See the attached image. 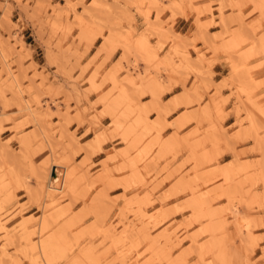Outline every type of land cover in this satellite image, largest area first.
I'll return each mask as SVG.
<instances>
[{"label":"rangeland","instance_id":"374dc122","mask_svg":"<svg viewBox=\"0 0 264 264\" xmlns=\"http://www.w3.org/2000/svg\"><path fill=\"white\" fill-rule=\"evenodd\" d=\"M262 115L264 0H0V264H264Z\"/></svg>","mask_w":264,"mask_h":264},{"label":"bare ground","instance_id":"6f19581e","mask_svg":"<svg viewBox=\"0 0 264 264\" xmlns=\"http://www.w3.org/2000/svg\"><path fill=\"white\" fill-rule=\"evenodd\" d=\"M142 39V38H141ZM146 41V40H145ZM133 43V42H132ZM142 43H143V46H144V50H145V52H147V45H146V43L142 40ZM128 46V45H127ZM132 46H134L135 47V45H132ZM138 48V47H137ZM142 55V54H141ZM155 83V82H154ZM155 86H157L158 87V84L157 83H155L154 84ZM254 112V111H253ZM251 114V120H252V122H253V125L254 126H257V119L258 118H256V115L255 114H257V112H255V114L254 113H252L251 111L249 112V115ZM260 115V114H259ZM261 116V115H260ZM263 116V115H262ZM264 117V116H263ZM249 119H250V117H249ZM262 119H264V118H262ZM250 120V121H251ZM262 121V124L261 125H263V121L264 120H261ZM258 123H260V121L258 122ZM260 125V124H259ZM258 127V126H257ZM259 143V142H258ZM262 164V163H261ZM263 166V165H262ZM264 168V167H263ZM65 169V170H64ZM42 170V169H41ZM40 173V172H39ZM39 173H37V174H39ZM37 184H38V188L39 189H41L42 190V188L44 189V198L46 199L47 197H50V195H52V194H54V193H57V192H61V191H63V190H65V189H67V191L68 192H73V189H74V187H75V183H74V180L72 179V176H71V173L69 172V171H67V169L65 168V167H63V166H60V165H54L52 168H47V169H44V170H42V172H41V174H39L38 176H37ZM234 189V188H233ZM231 190V189H230ZM233 192H234V190H233ZM232 191L231 192H229V193H233ZM228 193V194H229ZM0 211H1V209H0ZM209 216V215H208ZM234 217V216H233ZM56 219L57 218H55V219H52V222H55L56 221ZM237 219V218H236ZM3 221V220H2ZM235 222V221H234ZM24 223V222H23ZM223 223V222H222ZM239 223V222H238ZM22 225V224H21ZM25 225V224H24ZM23 225V226H24ZM48 225H49V220L48 219H44V218H42V224H40V230L39 231H44L47 227H48ZM22 226V227H23ZM50 226V225H49ZM235 227H236V229H237V231H240L239 230V228L241 227H239V228H237V226L235 225ZM245 227V226H244ZM219 228V227H218ZM217 228V230H216V232L219 230ZM225 228H227V227H225ZM24 229V228H23ZM221 229H224V228H221ZM220 229V230H221ZM64 230V229H63ZM25 231V230H24ZM214 232H215V230H214ZM221 232V231H220ZM223 232V231H222ZM28 234H30V233H28ZM62 234H64V233H62ZM225 234V233H224ZM5 235H6V233H5ZM68 235V234H67ZM212 236L213 235H215V234H211ZM226 235V234H225ZM7 236V235H6ZM15 236V235H14ZM13 236V237H14ZM28 236V235H27ZM55 236V235H54ZM54 236L52 237V238H54ZM57 236V235H56ZM59 236H60V234H59ZM58 236V237H59ZM62 236V235H61ZM10 237V236H9ZM9 237H6L7 239H9ZM29 237H31V235L29 236ZM63 237H64V235H63ZM219 237V236H218ZM221 237V236H220ZM225 237V236H224ZM62 238V237H61ZM226 238V237H225ZM224 238V239H225ZM28 239H30V238H28ZM214 239V238H213ZM224 239H223V237L222 238H219V239H217L214 243V248H215V251H216V253L218 254H214L213 256L214 257H217V261L216 262H218V263H220V262H224V263H226V259L227 258H225V256H224V253H225V244L223 243L224 242ZM51 240V239H50ZM50 240H48V241H50ZM62 240H64L63 238H62ZM10 241V240H9ZM53 243H54V240H51ZM214 240H212V242H213ZM51 242V243H52ZM63 243V242H62ZM35 246H34V250H36L37 252H38V258H37V260H40V262H41V264H53V262H54V258L52 257V256H50L49 255V251H48V246L46 245V244H44L41 240H38L37 241V243L36 244H34ZM56 246V245H55ZM54 246V247H55ZM206 247V245H204V248ZM212 249V247L210 248V250ZM60 251V250H59ZM203 252H204V250H203ZM211 252H214V250L212 249L211 251H210V253ZM213 257V258H214ZM76 258V257H75ZM78 260H79V262H81L80 260H82L81 259V257L78 255ZM215 259V258H214ZM56 260V259H55ZM175 264H182V261H176V262H174ZM229 263V262H228ZM34 264H40L39 262H35ZM227 264V263H226Z\"/></svg>","mask_w":264,"mask_h":264},{"label":"crops","instance_id":"0c3cea01","mask_svg":"<svg viewBox=\"0 0 264 264\" xmlns=\"http://www.w3.org/2000/svg\"><path fill=\"white\" fill-rule=\"evenodd\" d=\"M135 21L137 24H140V23H142L143 19L139 16H136ZM188 29H189L188 25L185 22H183V20H180V19L177 20V22L175 24V30L176 31H179L180 33H185Z\"/></svg>","mask_w":264,"mask_h":264}]
</instances>
